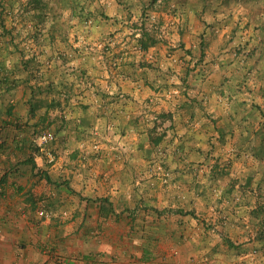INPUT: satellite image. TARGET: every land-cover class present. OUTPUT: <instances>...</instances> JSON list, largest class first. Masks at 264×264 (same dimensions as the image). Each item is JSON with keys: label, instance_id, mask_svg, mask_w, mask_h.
I'll list each match as a JSON object with an SVG mask.
<instances>
[{"label": "rangeland", "instance_id": "rangeland-1", "mask_svg": "<svg viewBox=\"0 0 264 264\" xmlns=\"http://www.w3.org/2000/svg\"><path fill=\"white\" fill-rule=\"evenodd\" d=\"M1 152L46 169L34 211L104 208L118 263L201 236L202 264H259L264 0H0Z\"/></svg>", "mask_w": 264, "mask_h": 264}, {"label": "crops", "instance_id": "crops-1", "mask_svg": "<svg viewBox=\"0 0 264 264\" xmlns=\"http://www.w3.org/2000/svg\"><path fill=\"white\" fill-rule=\"evenodd\" d=\"M7 153H0V264H60L62 260L66 264H162L163 260L167 262L163 257L158 258L159 255L156 252L153 254L154 250L146 245L139 252L138 257L133 260H127L124 257L123 263L115 261L113 254L116 251L125 252L126 249H120L117 246L119 238L113 234V230H110L112 234H106V238H102L104 244L102 240L93 236L94 232L91 230L98 228L103 224V221H107L103 224L107 225L109 220L104 208L97 204L92 205L87 202L81 205L79 217L71 223L60 224L55 222L53 217L40 216V213L33 209L36 207L33 200L37 197L38 200L41 199L44 193V190L41 189L45 184L42 175L46 169L38 164V170H33L32 167L25 166L28 165L24 163L25 159L20 160L19 163V159L9 157ZM24 166L25 168H23ZM35 183L36 185L39 183L40 186H35ZM44 194L48 195L53 203L55 202V198H52L56 194L54 187L49 186L48 193ZM71 213L70 209L68 212L64 211V214ZM89 216H91V220H89ZM111 226L115 227V225ZM130 227L132 228L133 225L131 224ZM183 228L193 231L194 234L196 225H184ZM148 230H155V228L149 225L146 228V231ZM137 239L136 237L132 240L134 245H136ZM186 240L188 241L185 244L177 247L180 249L177 264H191L189 252L192 253L193 260L198 262L193 264H202L198 260V255L201 254L200 249L195 254L193 246L198 247L204 244L203 237L186 238ZM188 246H191V250ZM104 248L107 254H100ZM132 249L141 248L135 246ZM252 260L254 259L248 260V263ZM218 261L219 263L213 262L228 264L220 259ZM256 261L259 264H264V257ZM206 264L213 263L206 261Z\"/></svg>", "mask_w": 264, "mask_h": 264}, {"label": "built area", "instance_id": "built-area-1", "mask_svg": "<svg viewBox=\"0 0 264 264\" xmlns=\"http://www.w3.org/2000/svg\"><path fill=\"white\" fill-rule=\"evenodd\" d=\"M53 141H55V135L52 132H45L42 133L40 135H38L37 137V146H39L41 149H44V147L50 143H52ZM47 157L49 159V162H53L54 159V155L53 153H51V151H47ZM45 212L41 211L40 212V216H44ZM60 264H66L64 262V260L60 261Z\"/></svg>", "mask_w": 264, "mask_h": 264}, {"label": "trees", "instance_id": "trees-1", "mask_svg": "<svg viewBox=\"0 0 264 264\" xmlns=\"http://www.w3.org/2000/svg\"><path fill=\"white\" fill-rule=\"evenodd\" d=\"M247 1H250V0H247ZM24 163H25V164H31L33 170H38V167H37V165H36V163H35V161H34L33 158L25 159ZM39 173H40V171H39ZM37 174H38V173H37ZM43 175H44V173H43ZM43 175H42V176H43ZM42 178H43V177H42ZM44 178L46 179V181H47L48 183L51 182V178H50L47 174L44 175Z\"/></svg>", "mask_w": 264, "mask_h": 264}]
</instances>
